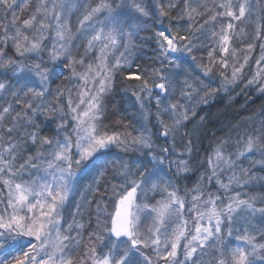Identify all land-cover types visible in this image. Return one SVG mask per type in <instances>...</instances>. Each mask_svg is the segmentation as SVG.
<instances>
[{
  "label": "snow or ice",
  "instance_id": "6c2138e0",
  "mask_svg": "<svg viewBox=\"0 0 264 264\" xmlns=\"http://www.w3.org/2000/svg\"><path fill=\"white\" fill-rule=\"evenodd\" d=\"M117 77L139 129L104 123ZM241 84L264 95V0H0V264H264V120L192 164Z\"/></svg>",
  "mask_w": 264,
  "mask_h": 264
},
{
  "label": "trees",
  "instance_id": "16d2710c",
  "mask_svg": "<svg viewBox=\"0 0 264 264\" xmlns=\"http://www.w3.org/2000/svg\"><path fill=\"white\" fill-rule=\"evenodd\" d=\"M256 8L257 6L254 4L253 9L256 10ZM26 15L27 13L24 14L25 17ZM72 19L73 24L75 25L76 17L73 16ZM165 23H167V21ZM147 26L150 28V31L140 33L141 37L151 36L153 32L156 31V25L153 24L151 20L147 22ZM241 27L246 29V34L245 36L238 38L236 44L234 45L237 48L245 47L247 43L253 42L252 37L254 35V25L250 24L246 20ZM137 44L140 45V47L135 50V59L132 64L133 70L136 69L137 64L143 66L152 63L155 56L152 43H145L138 40ZM82 51L83 49H81V52ZM194 54L198 58L197 63L200 62L199 56L201 53L197 52ZM258 56L259 48L257 47L256 51L253 53V58L250 60V67L245 69L246 78H251L255 72V58ZM189 71L192 75L199 74V70L196 69L194 65L189 68ZM117 81L118 82L114 87L113 94L106 99L108 119L105 120L104 123L112 124L119 119L122 122V125L128 126V131H133L134 119L138 111V105L136 104L135 98L131 95V92H126L124 90L126 87L125 83L121 81L119 77H117ZM213 87H215V85H213ZM5 102L6 100H0V104ZM198 111L199 115L203 116L207 113L210 114L213 119L207 122L204 134H202L195 142V159L192 161L193 166L206 158V156L211 152L212 146L214 145L217 137L225 136L228 129L233 125H239L241 135L245 129L251 131L253 128L258 126L260 122L264 120V95L257 91L255 85L251 88L245 89L244 84H241L228 95L218 96L209 100L207 105H201V108ZM191 127L192 125L189 124V128ZM221 127L224 129L223 131H219ZM232 135L233 139H235L236 133L234 132ZM158 142L159 141H157V143ZM177 149L183 151L181 144L177 143ZM201 170L202 169L196 170L195 174ZM253 171L256 172L257 175H264V173L259 172V168L253 169ZM193 179L194 175L191 177L192 181ZM252 189L254 193L261 191L259 186ZM82 250L83 249L81 248L80 251Z\"/></svg>",
  "mask_w": 264,
  "mask_h": 264
},
{
  "label": "rangeland",
  "instance_id": "374dc122",
  "mask_svg": "<svg viewBox=\"0 0 264 264\" xmlns=\"http://www.w3.org/2000/svg\"><path fill=\"white\" fill-rule=\"evenodd\" d=\"M153 111H154V109H153ZM139 119H140V112H139V108H138L137 114H136L135 119H134V126H133L134 129H139V128H140V124H139V122H138ZM133 134H135V132H133ZM158 143L163 144L164 141L161 140V141H159ZM117 151H119V150H117ZM129 156H131V153L129 154ZM255 159H259V157H255ZM248 166H249V161H245V167H248ZM260 167H261L260 165H256L254 169H258V168H260ZM204 170H205V169H202L201 171L197 172V173L194 175V179H193V181H195L196 177L199 176L200 172H202V171H204ZM188 186L191 187V183H190ZM209 190H210V191H215L216 189L213 187V188H210ZM246 190H247V191H250V192H253V191H252V190H253L252 188H250V189H246ZM253 193H254V192H253ZM159 198H160V197L157 196V199H159ZM93 207H94V206H93ZM92 215H93V217L95 216L94 211L92 212Z\"/></svg>",
  "mask_w": 264,
  "mask_h": 264
}]
</instances>
